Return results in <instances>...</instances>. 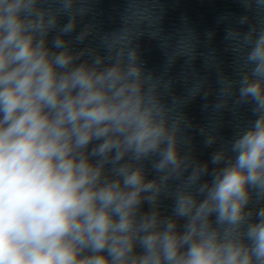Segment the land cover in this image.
Wrapping results in <instances>:
<instances>
[{
	"label": "clouds",
	"instance_id": "9594fccd",
	"mask_svg": "<svg viewBox=\"0 0 264 264\" xmlns=\"http://www.w3.org/2000/svg\"><path fill=\"white\" fill-rule=\"evenodd\" d=\"M88 12L87 0H0V264H264V19L226 36L250 69L237 103L256 119L199 161L180 102H163L171 82L140 62L142 33L104 35L105 54L85 45L91 25L67 38Z\"/></svg>",
	"mask_w": 264,
	"mask_h": 264
}]
</instances>
